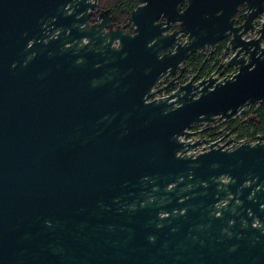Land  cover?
Here are the masks:
<instances>
[{"label":"water","instance_id":"water-1","mask_svg":"<svg viewBox=\"0 0 264 264\" xmlns=\"http://www.w3.org/2000/svg\"><path fill=\"white\" fill-rule=\"evenodd\" d=\"M138 1L0 0V264H264V135L181 138L264 103V0Z\"/></svg>","mask_w":264,"mask_h":264},{"label":"flooded vegetation","instance_id":"flooded-vegetation-1","mask_svg":"<svg viewBox=\"0 0 264 264\" xmlns=\"http://www.w3.org/2000/svg\"><path fill=\"white\" fill-rule=\"evenodd\" d=\"M103 9H106V8H103ZM243 9H244V7L241 6L240 10L235 14L236 18H241ZM95 21H96L95 16H92L90 19V22L94 23ZM113 22H114V20H113ZM122 24H124V23H122ZM117 25H120V23L116 24L114 22V26H117ZM228 40H229L228 38H224V39L220 40L218 42L219 46H218L217 50L212 55H209L208 51L194 52L193 54H195L197 56V59L195 61H192L190 59V56L193 54H191L186 61V63L188 64L189 67L186 70V72L184 73V75L175 82L174 86L166 89L164 91V94H169L180 83H184V82L188 81L189 78L194 73H198L197 80L204 77V76L211 74L212 72H216L217 70H218L217 71V73H218L219 72L218 67H219V63H220V57L224 59V57L227 54V52L225 51L224 48L226 47V43ZM228 71H231V69L229 68ZM169 81H170V78L162 79L161 82L156 87L164 86ZM246 109H247V107H246ZM235 117H237V116H233V117H231V119H235ZM227 121L228 120L226 118H222L221 116H218L214 119V121L212 123V127H204L202 129V131H200L199 126L196 125V126H194V129H192L191 132L197 133L200 137H202V138H198V139H205L207 141V139H210V137L216 136L217 138H219L217 140H219L221 143H223L228 138L227 133H225V130H226L225 127L227 126ZM206 135H208L209 137L206 138Z\"/></svg>","mask_w":264,"mask_h":264},{"label":"trees","instance_id":"trees-1","mask_svg":"<svg viewBox=\"0 0 264 264\" xmlns=\"http://www.w3.org/2000/svg\"><path fill=\"white\" fill-rule=\"evenodd\" d=\"M138 4V0H99L101 8L110 9L116 24L126 22L131 10ZM190 59L195 61L197 56L193 54ZM236 120L240 121L237 125L234 124ZM227 125H235L234 129L241 137L249 136L254 140L259 134L264 135V103L260 106L257 103L249 105L236 119L227 121Z\"/></svg>","mask_w":264,"mask_h":264},{"label":"built area","instance_id":"built-area-1","mask_svg":"<svg viewBox=\"0 0 264 264\" xmlns=\"http://www.w3.org/2000/svg\"><path fill=\"white\" fill-rule=\"evenodd\" d=\"M238 116H240V115H238ZM237 116V117H238ZM222 117V116H221ZM237 117H235V119L237 118ZM222 118H224V117H222ZM228 121L229 120H234V119H231V118H226ZM213 123V122H212ZM198 126H199V129H200V131H202V129L204 128V127H206V125H205V123L204 124H197ZM194 126H196V125H194ZM194 126L192 127V129H194ZM235 126V125H234ZM234 126H232L231 127V125L229 126V125H227L226 127H225V133H227L228 134V136L227 137H231V138H234V139H236V141H244V140H246V139H249V140H251V141H256L257 140V138L256 139H252V138H250V137H248V136H239V134L235 131V129H234ZM212 127V126H211ZM192 129H191V131H192ZM209 136L208 135H206V138H208ZM182 139H184V140H196V139H198V138H202V137H200L197 133H191V134H189V135H185V136H183V137H181ZM217 139H219V138H217L216 136H214V137H210V139H207V141L206 142H204V143H202L201 145H199V146H197V147H195L194 149H193V151L194 152H202V151H204V150H206L207 148H208V145H209V143H211V142H214V141H219V140H217ZM229 144H232V142H230Z\"/></svg>","mask_w":264,"mask_h":264},{"label":"snow or ice","instance_id":"snow-or-ice-1","mask_svg":"<svg viewBox=\"0 0 264 264\" xmlns=\"http://www.w3.org/2000/svg\"><path fill=\"white\" fill-rule=\"evenodd\" d=\"M152 0H146V5H150Z\"/></svg>","mask_w":264,"mask_h":264},{"label":"rangeland","instance_id":"rangeland-1","mask_svg":"<svg viewBox=\"0 0 264 264\" xmlns=\"http://www.w3.org/2000/svg\"><path fill=\"white\" fill-rule=\"evenodd\" d=\"M125 23V22H124ZM120 24H122V23H120ZM240 121L239 120H236V122L234 123V124H238ZM245 135H249V134H245ZM249 137V136H248Z\"/></svg>","mask_w":264,"mask_h":264},{"label":"clouds","instance_id":"clouds-1","mask_svg":"<svg viewBox=\"0 0 264 264\" xmlns=\"http://www.w3.org/2000/svg\"><path fill=\"white\" fill-rule=\"evenodd\" d=\"M50 223V222H49ZM150 239H154L153 237H150Z\"/></svg>","mask_w":264,"mask_h":264}]
</instances>
